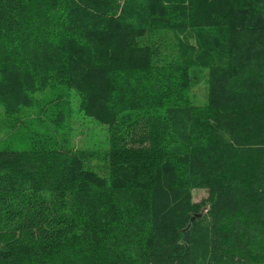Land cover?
I'll list each match as a JSON object with an SVG mask.
<instances>
[{
  "label": "trees",
  "instance_id": "16d2710c",
  "mask_svg": "<svg viewBox=\"0 0 264 264\" xmlns=\"http://www.w3.org/2000/svg\"><path fill=\"white\" fill-rule=\"evenodd\" d=\"M0 107V264H264V0H0Z\"/></svg>",
  "mask_w": 264,
  "mask_h": 264
},
{
  "label": "rangeland",
  "instance_id": "374dc122",
  "mask_svg": "<svg viewBox=\"0 0 264 264\" xmlns=\"http://www.w3.org/2000/svg\"><path fill=\"white\" fill-rule=\"evenodd\" d=\"M193 42V40H191ZM38 98L41 96L37 95ZM70 103L71 117L67 118L65 126L61 129L53 130V125L47 119H43L45 125H41L48 129V133L54 136L55 148L67 149H92L106 148V130L104 126L97 122L83 117L77 112V99L73 93L67 96ZM191 99L198 106L206 104V83L201 79L191 93ZM35 119L29 120L33 122ZM8 120L3 116V110L0 107V149H8L10 151H26L29 149V143L24 142L22 138L15 135L18 131L9 130ZM19 140V141H18ZM92 170L100 176L107 175L106 165L103 160H94ZM202 194L194 195V200L199 201Z\"/></svg>",
  "mask_w": 264,
  "mask_h": 264
}]
</instances>
